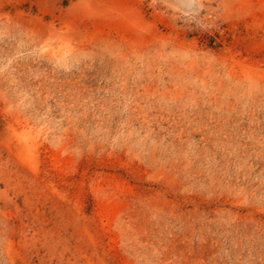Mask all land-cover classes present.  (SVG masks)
Instances as JSON below:
<instances>
[{"label": "rangeland", "instance_id": "1", "mask_svg": "<svg viewBox=\"0 0 264 264\" xmlns=\"http://www.w3.org/2000/svg\"><path fill=\"white\" fill-rule=\"evenodd\" d=\"M0 264H264V0H0Z\"/></svg>", "mask_w": 264, "mask_h": 264}]
</instances>
